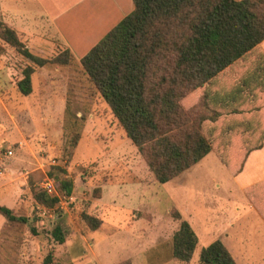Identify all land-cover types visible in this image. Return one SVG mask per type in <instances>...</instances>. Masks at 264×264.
Returning <instances> with one entry per match:
<instances>
[{
    "label": "trees",
    "instance_id": "1",
    "mask_svg": "<svg viewBox=\"0 0 264 264\" xmlns=\"http://www.w3.org/2000/svg\"><path fill=\"white\" fill-rule=\"evenodd\" d=\"M132 1L133 10L81 58L90 83L159 183L176 178L211 151L238 177L250 155L264 150V0ZM0 40L31 62L16 84L22 96L32 93L36 68L62 67L74 60L69 48L52 58L34 54L2 19ZM83 123L75 118L64 125L62 153L67 162ZM259 160L264 161V154ZM259 168L249 166L248 179L264 165ZM56 180L70 197L73 180ZM31 189L40 205L59 202L45 189ZM244 191L264 217V179L244 185ZM0 214L8 222H28L6 205L0 204ZM170 215L179 221L172 237L173 257L188 263L198 236L179 210L171 209ZM83 219L90 231L103 222L88 213ZM52 235L65 242L59 224ZM52 261L50 252L41 264ZM199 261L237 264L220 239L200 250Z\"/></svg>",
    "mask_w": 264,
    "mask_h": 264
},
{
    "label": "rangeland",
    "instance_id": "2",
    "mask_svg": "<svg viewBox=\"0 0 264 264\" xmlns=\"http://www.w3.org/2000/svg\"><path fill=\"white\" fill-rule=\"evenodd\" d=\"M120 6L108 24L99 27L85 24L89 31H78L77 25L59 22L68 46L57 34L51 36L50 46H41L30 39L28 45L26 37L17 30L26 46L38 56L52 58L67 48L74 55L70 65L36 68L32 93L28 96H22L16 84L23 68L31 62L0 40V204L28 218L26 223L8 222L0 214V264H41L50 252L51 264L82 260L114 264L128 256L121 234L130 229L127 225L130 215H142L148 220L155 216L161 231L175 225L171 218L168 220L171 209L176 208L191 221L189 215L204 216L208 209L215 208V203L231 208L229 204L246 200L230 171L213 152L203 158V169L194 177L190 174L192 168L159 183L90 83L81 58L134 7L132 0H121ZM74 14L72 10L64 18ZM75 118L84 120V125L74 155L67 162L62 153L64 125ZM66 176L74 182L70 197L64 195L56 180ZM49 181L56 189L53 195L59 197L54 207L38 204L31 189L33 185L46 190ZM103 190L106 207L100 201ZM114 208L121 210L114 212ZM83 213L103 221L101 229L87 236L86 242L83 236L89 234L90 228ZM250 216L245 234L251 238H248L251 245L246 244L244 250L250 253L249 264H264V223L257 219L256 228L257 220L253 219L254 214ZM139 223L142 225V221ZM57 224L64 230L63 243L52 235ZM198 234L200 245L210 239L202 237L199 231ZM90 239L92 248L88 245ZM234 254L237 264H245Z\"/></svg>",
    "mask_w": 264,
    "mask_h": 264
},
{
    "label": "crops",
    "instance_id": "3",
    "mask_svg": "<svg viewBox=\"0 0 264 264\" xmlns=\"http://www.w3.org/2000/svg\"><path fill=\"white\" fill-rule=\"evenodd\" d=\"M120 4L121 0H0V19L6 22L10 27L21 31V33H23L21 35L26 37L28 45H31V41H28V39H30L33 43L34 40H37L38 42H36V44L41 46H50V40L52 39L51 36L57 34V37L62 40L61 42L68 46V42L62 32V28L59 26V22L63 21V25L66 26L77 25L76 29L83 32L85 31L84 29H86L85 24L97 25L98 27L101 24H108L112 19L113 12L118 11L121 8ZM72 10L75 13L74 16L66 18V20L64 18L65 15ZM88 34L89 33H87V35ZM232 140L238 141L234 139ZM211 152H213L221 161L216 152ZM263 154L264 150L252 153L250 158H255L252 160L249 158L244 171L238 177H234L230 172L236 184L242 189L244 194V185H249L264 179V169L261 168V172H258V170H260L259 167L264 165V161L261 162L259 160ZM203 161L204 159L190 168H193V172H190L192 177L202 171ZM221 163L226 166L222 161ZM249 166L258 168V170L255 169L257 174H254V179H248L247 177ZM226 168L230 171L227 166ZM183 174H185V172ZM103 195L104 190L100 201H102ZM102 203L104 204V207H106V204L103 201ZM215 204H217L215 205V208L208 209V214H205L204 216L201 214L189 215L191 221L186 219L192 225L198 236V245L191 261L184 264H201L199 257L196 258L197 251L200 252L203 247L216 239H220L224 242L234 258V253H236L242 260H244L245 264H249L250 253H246V249L244 250L246 244H248V246L251 245L250 240L248 242V238L250 237H247V234H245L248 226L246 223L251 219L250 214H254L253 219H259L260 224L264 223V217L247 196L245 201H236L233 202V204H229L232 206L231 208L224 205L219 206L218 203ZM117 209L118 211L121 210L116 208L114 212H116ZM169 213L170 210L168 215ZM182 217L184 218L183 215ZM170 218L175 225L163 227L161 228V231H159L160 228L155 223V216L152 217V220H148L142 215L134 217H131L130 215L129 224H127L130 229L121 234L124 238L123 242H125L127 247L128 256L114 264L123 263L124 261H128V264H180L173 257L172 244V237L179 227V221L174 220L171 216L168 217V220ZM138 221H142V225H140V223L138 224ZM101 227L102 226L96 231H89L88 235H84L85 242L87 241V236H91L93 233L99 231ZM255 227H258V220L256 221ZM249 228L250 226L248 229ZM198 231L201 233L202 237H206V239H209L210 237L204 245L199 244L200 236ZM115 234L119 235L120 233L118 232ZM91 241L93 242V240L90 239V242L88 243L90 248L93 247ZM85 254H87V252ZM74 264L93 263L90 261H86L85 263L82 260Z\"/></svg>",
    "mask_w": 264,
    "mask_h": 264
},
{
    "label": "built area",
    "instance_id": "4",
    "mask_svg": "<svg viewBox=\"0 0 264 264\" xmlns=\"http://www.w3.org/2000/svg\"><path fill=\"white\" fill-rule=\"evenodd\" d=\"M7 154L11 155L12 151L8 150ZM45 186H46V190L48 191V193L53 194V192H55L56 194V189L54 187V184L51 181L47 182Z\"/></svg>",
    "mask_w": 264,
    "mask_h": 264
}]
</instances>
